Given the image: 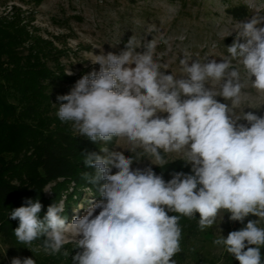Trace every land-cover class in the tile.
Segmentation results:
<instances>
[{"label": "clouds", "instance_id": "9594fccd", "mask_svg": "<svg viewBox=\"0 0 264 264\" xmlns=\"http://www.w3.org/2000/svg\"><path fill=\"white\" fill-rule=\"evenodd\" d=\"M234 32L235 39L226 46L228 55L220 62L214 57L204 62L182 58L180 76L161 69L154 58V41L138 47L131 36L119 54H93L91 62L99 70L83 75L68 94L57 97L62 101L57 117L71 122L79 136L105 144L123 138L132 145L129 156L105 146L103 156L84 155V165L95 171L84 172L82 178L99 185L101 199L87 201L86 213L71 222L76 234L73 249L80 250L71 256V264H177L181 218L196 219L198 213L203 232L217 224L221 211L242 225L250 214L258 219L248 220L227 237L221 234L213 244L239 264H261L264 116L244 108L237 113L244 83L233 62L239 63L252 88L264 93V15L238 22ZM170 153H180L191 174L175 172L166 182L151 167L132 168L144 157L162 167ZM26 204L9 214L19 221L14 230L17 242L28 246L42 240L46 254L69 258L71 252L62 251L69 224L62 215L63 203L48 206L43 219L38 215L43 207L39 199ZM11 264L36 260L15 257Z\"/></svg>", "mask_w": 264, "mask_h": 264}, {"label": "trees", "instance_id": "16d2710c", "mask_svg": "<svg viewBox=\"0 0 264 264\" xmlns=\"http://www.w3.org/2000/svg\"><path fill=\"white\" fill-rule=\"evenodd\" d=\"M228 13L236 20L249 16L245 7L228 10ZM61 45L59 38H44L35 26V18L28 17L21 7L12 5L6 14L0 16V236L19 249L33 248L32 259L36 264H71V256L80 250L73 249L72 243L65 244L62 251L71 252L66 258L62 254H46L42 240L28 246L18 243L14 230L19 221L11 219L10 212L27 206L28 199H39L43 207L38 215L43 219L48 206L58 204L62 193L68 191L71 184L77 189L99 186L90 185L82 178L84 172L92 169L84 165L83 159L92 152L101 155L103 145L79 136L71 122H61L56 115L62 101L54 93L57 94L61 86L76 81L66 75L63 62L68 56ZM70 90H58V94L65 95ZM8 154L12 159L3 157ZM129 155L132 154L125 156ZM167 162L162 167L153 168L166 182L175 172L191 174L190 165L182 159ZM24 178L31 181L29 186L23 182ZM15 180L21 185H15ZM50 184H55L53 197L47 198L45 188ZM70 200H73L72 196ZM62 215L67 222L69 216ZM198 217L197 213L196 219L181 218L182 251L174 257L177 264H239L226 252L219 262L202 258L198 243L204 231L198 228ZM248 220H252L250 215L244 225L230 221V232L244 227ZM260 252L261 264H264V246Z\"/></svg>", "mask_w": 264, "mask_h": 264}, {"label": "rangeland", "instance_id": "374dc122", "mask_svg": "<svg viewBox=\"0 0 264 264\" xmlns=\"http://www.w3.org/2000/svg\"><path fill=\"white\" fill-rule=\"evenodd\" d=\"M250 4L254 6L249 7ZM12 5L21 7L28 17L35 18V26L44 38L61 40V46L67 50L68 56L63 62L65 69L73 73L69 76L76 81L93 70H99V65H93L91 62L93 54H100V50L105 54H119L131 36L135 38L138 47H142L148 40L154 41V58L161 69L170 74H183L180 65L182 58L204 62L206 57H214L220 62V58L228 55L226 46H230L235 39L234 31L238 28V22L246 21L253 14L264 15V0H0V16L6 14ZM240 7L249 11V16L244 20H236L228 13V10ZM230 33L232 35L228 36ZM233 67L240 68L244 83L241 103L236 108L237 113L241 114V109L244 108L245 112L264 116V93H258L252 88L238 62L234 61ZM76 81L63 85L58 90H70ZM210 86L218 90L217 84L211 83ZM58 90L57 94L54 93L56 98L59 96ZM217 99L225 102L221 97ZM54 107L57 108V105ZM239 123L247 124L243 120ZM101 144L109 151L132 154L129 151L132 145L123 138H114L107 144L101 141ZM136 151L143 152L140 148ZM101 155L105 153L101 152ZM3 157L12 159L9 154ZM166 158L167 161L183 159L180 153L167 154ZM152 163L155 161L151 162L146 158L133 163L132 168L158 167ZM94 171L91 169V172ZM115 171L116 169L112 170L113 174ZM13 182L15 185H21L19 180ZM23 182H26L27 186L31 184V181L25 178ZM54 186L55 184H50L45 188L47 198L53 197ZM70 196L73 200H70ZM100 199L99 186L77 189L71 184L68 191L62 193L58 204L63 203V213L69 216L65 244H74L76 239L71 226L73 218L82 217L86 213L87 201ZM82 204L84 207L80 208ZM99 211L97 209L96 214ZM250 216L252 220L258 219L254 215ZM258 226L264 227V221ZM229 232L230 220L227 213L221 211L217 224L205 230L199 239L200 254L204 260L219 262L224 258L223 247L214 245L212 241L221 234L227 237ZM31 250L19 249L6 243L0 236V264H11L15 257L33 258L34 249Z\"/></svg>", "mask_w": 264, "mask_h": 264}]
</instances>
